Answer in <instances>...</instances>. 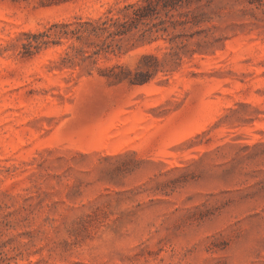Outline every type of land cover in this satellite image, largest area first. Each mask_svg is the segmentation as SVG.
Instances as JSON below:
<instances>
[{
    "label": "rangeland",
    "instance_id": "obj_1",
    "mask_svg": "<svg viewBox=\"0 0 264 264\" xmlns=\"http://www.w3.org/2000/svg\"><path fill=\"white\" fill-rule=\"evenodd\" d=\"M139 1L0 0V264H264V0L182 9V48L65 34Z\"/></svg>",
    "mask_w": 264,
    "mask_h": 264
},
{
    "label": "trees",
    "instance_id": "obj_2",
    "mask_svg": "<svg viewBox=\"0 0 264 264\" xmlns=\"http://www.w3.org/2000/svg\"><path fill=\"white\" fill-rule=\"evenodd\" d=\"M205 0H140L130 3L121 9L117 16H107L105 19H89L78 25H65V34L72 35L78 41L87 45H95V55L104 53H115L122 50V40L132 36L140 41L151 42L152 40L164 38L173 46L182 48L187 42L195 38L192 25L200 24L197 16L182 9L190 8L193 4H201ZM210 1V0H206ZM252 2H263V0H251ZM34 38L36 35H33ZM41 36L49 37L48 34ZM98 40V41H97ZM97 41V42H96ZM42 43L29 44L26 49H40ZM132 84H144L149 78L136 76L134 79L127 78Z\"/></svg>",
    "mask_w": 264,
    "mask_h": 264
}]
</instances>
